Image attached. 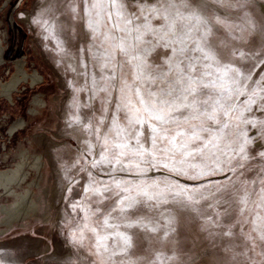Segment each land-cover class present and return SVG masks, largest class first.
Here are the masks:
<instances>
[{
    "label": "rangeland",
    "instance_id": "374dc122",
    "mask_svg": "<svg viewBox=\"0 0 264 264\" xmlns=\"http://www.w3.org/2000/svg\"><path fill=\"white\" fill-rule=\"evenodd\" d=\"M4 3L0 264H264V0Z\"/></svg>",
    "mask_w": 264,
    "mask_h": 264
},
{
    "label": "bare ground",
    "instance_id": "6f19581e",
    "mask_svg": "<svg viewBox=\"0 0 264 264\" xmlns=\"http://www.w3.org/2000/svg\"><path fill=\"white\" fill-rule=\"evenodd\" d=\"M6 4L7 3H4V5L0 6V9H2L3 6H5ZM1 59H2V55H1V49H0V60ZM18 73H24V71L18 70ZM15 82L16 80L13 81L12 84H9L7 89L13 88L15 86L14 85ZM8 98L11 99V96H9ZM35 104H37V100H35ZM18 128H21L20 120H17L16 122H14L12 126L13 131ZM45 136L46 135H41L39 139L41 143H43L44 145H47L48 140ZM49 142H51V140ZM19 157L21 158V160L17 161L13 168L0 169V190H2L3 193H5L4 195H7V196L11 195L15 191L14 189L15 186L22 185V182L25 180L27 176V168L33 169V168H40L42 166V162L40 160L41 156L39 155H35L31 157L30 154L22 151ZM1 196L2 195H0V198ZM18 199L19 201L15 207V210L9 213V216L11 218H22L31 208V203L29 202L28 195L22 194V196L19 197ZM2 210L6 211L5 209H2Z\"/></svg>",
    "mask_w": 264,
    "mask_h": 264
},
{
    "label": "flooded vegetation",
    "instance_id": "af4514ba",
    "mask_svg": "<svg viewBox=\"0 0 264 264\" xmlns=\"http://www.w3.org/2000/svg\"><path fill=\"white\" fill-rule=\"evenodd\" d=\"M0 49H1V55H2V59L0 60V68L2 63L4 62L3 60V52H4V47L1 45L0 43ZM5 57V56H4ZM23 60H18V61H14L15 63V67L17 72L13 73L11 78L8 80H0V92L4 94L3 97H5L6 99H9L8 97L11 96L10 100H13L14 98V93L19 91L20 88L24 85V84H29L31 87H35L38 85V82L40 81V76L39 73L37 71L31 72L30 70H28L26 63ZM19 71H24V73H18ZM16 82L14 83V87L13 88H9L7 89L9 84H12L13 81Z\"/></svg>",
    "mask_w": 264,
    "mask_h": 264
},
{
    "label": "water",
    "instance_id": "95a60500",
    "mask_svg": "<svg viewBox=\"0 0 264 264\" xmlns=\"http://www.w3.org/2000/svg\"><path fill=\"white\" fill-rule=\"evenodd\" d=\"M0 193H2L1 195L3 196L5 193H3V192H0Z\"/></svg>",
    "mask_w": 264,
    "mask_h": 264
}]
</instances>
